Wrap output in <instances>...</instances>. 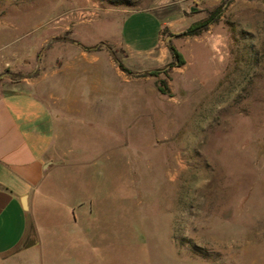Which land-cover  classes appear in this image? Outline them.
I'll return each instance as SVG.
<instances>
[{
	"label": "rangeland",
	"instance_id": "obj_1",
	"mask_svg": "<svg viewBox=\"0 0 264 264\" xmlns=\"http://www.w3.org/2000/svg\"><path fill=\"white\" fill-rule=\"evenodd\" d=\"M2 73L56 124L0 264H264V0H0Z\"/></svg>",
	"mask_w": 264,
	"mask_h": 264
},
{
	"label": "crops",
	"instance_id": "obj_2",
	"mask_svg": "<svg viewBox=\"0 0 264 264\" xmlns=\"http://www.w3.org/2000/svg\"><path fill=\"white\" fill-rule=\"evenodd\" d=\"M142 11L158 20L154 6ZM173 25L168 20L157 23L156 42L147 50L149 61L159 58L156 51L167 53V46L161 44L163 30ZM125 49L128 57L131 52L127 46ZM34 86L29 82L0 93V257L15 251L26 239L29 199L38 195L51 161L55 114L49 99L41 97Z\"/></svg>",
	"mask_w": 264,
	"mask_h": 264
},
{
	"label": "trees",
	"instance_id": "obj_3",
	"mask_svg": "<svg viewBox=\"0 0 264 264\" xmlns=\"http://www.w3.org/2000/svg\"><path fill=\"white\" fill-rule=\"evenodd\" d=\"M216 19H217V13H213V14L209 15L207 18H205L204 20L195 22V23L189 25L184 30L177 32L176 34L180 35V36L199 34L203 30L207 29L208 25L210 23L214 22ZM168 49H169L171 56L173 58H175V60H177L179 64L184 63V58H183L182 54L173 45L169 44ZM158 89L160 91H163V89L161 87H158Z\"/></svg>",
	"mask_w": 264,
	"mask_h": 264
},
{
	"label": "water",
	"instance_id": "obj_4",
	"mask_svg": "<svg viewBox=\"0 0 264 264\" xmlns=\"http://www.w3.org/2000/svg\"><path fill=\"white\" fill-rule=\"evenodd\" d=\"M5 75H6V73H2V74H0V78L3 77V76H5ZM22 204H23V206H24L25 208H27L26 196H23V197H22Z\"/></svg>",
	"mask_w": 264,
	"mask_h": 264
}]
</instances>
